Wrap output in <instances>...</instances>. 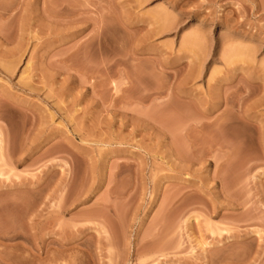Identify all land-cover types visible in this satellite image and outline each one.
I'll return each mask as SVG.
<instances>
[{"label":"rangeland","instance_id":"rangeland-1","mask_svg":"<svg viewBox=\"0 0 264 264\" xmlns=\"http://www.w3.org/2000/svg\"><path fill=\"white\" fill-rule=\"evenodd\" d=\"M0 264H264V0H0Z\"/></svg>","mask_w":264,"mask_h":264}]
</instances>
